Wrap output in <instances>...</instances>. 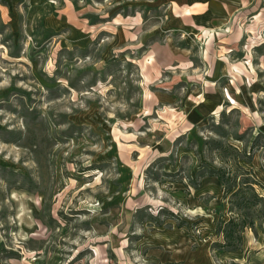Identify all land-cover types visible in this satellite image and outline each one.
<instances>
[{"label": "rangeland", "instance_id": "rangeland-1", "mask_svg": "<svg viewBox=\"0 0 264 264\" xmlns=\"http://www.w3.org/2000/svg\"><path fill=\"white\" fill-rule=\"evenodd\" d=\"M237 157L264 183V0H0V264H264L259 222L213 246Z\"/></svg>", "mask_w": 264, "mask_h": 264}, {"label": "trees", "instance_id": "trees-1", "mask_svg": "<svg viewBox=\"0 0 264 264\" xmlns=\"http://www.w3.org/2000/svg\"><path fill=\"white\" fill-rule=\"evenodd\" d=\"M216 146V151H219L221 146ZM235 159L237 162L238 157L228 160L230 164L228 168L208 167L206 170H200L197 175L198 180L208 175L219 181L222 202L226 205V210L215 221L213 231L217 238L213 246L224 252L241 250L245 230L254 228L258 222L264 229V196L257 191L258 188L264 189V183L250 170H244L236 165ZM182 225L184 224L179 223L178 227Z\"/></svg>", "mask_w": 264, "mask_h": 264}]
</instances>
